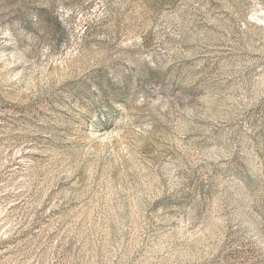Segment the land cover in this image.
<instances>
[{
  "label": "rangeland",
  "instance_id": "obj_1",
  "mask_svg": "<svg viewBox=\"0 0 264 264\" xmlns=\"http://www.w3.org/2000/svg\"><path fill=\"white\" fill-rule=\"evenodd\" d=\"M0 264H264V0H0Z\"/></svg>",
  "mask_w": 264,
  "mask_h": 264
}]
</instances>
